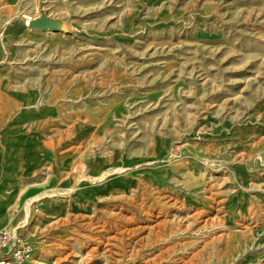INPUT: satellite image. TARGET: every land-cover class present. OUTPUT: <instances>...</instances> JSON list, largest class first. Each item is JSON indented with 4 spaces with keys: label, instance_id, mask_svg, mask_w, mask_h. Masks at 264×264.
<instances>
[{
    "label": "rangeland",
    "instance_id": "obj_1",
    "mask_svg": "<svg viewBox=\"0 0 264 264\" xmlns=\"http://www.w3.org/2000/svg\"><path fill=\"white\" fill-rule=\"evenodd\" d=\"M13 141L28 264H264V0H0Z\"/></svg>",
    "mask_w": 264,
    "mask_h": 264
},
{
    "label": "built area",
    "instance_id": "obj_2",
    "mask_svg": "<svg viewBox=\"0 0 264 264\" xmlns=\"http://www.w3.org/2000/svg\"><path fill=\"white\" fill-rule=\"evenodd\" d=\"M35 249V242L22 227L0 229V264H27Z\"/></svg>",
    "mask_w": 264,
    "mask_h": 264
},
{
    "label": "crops",
    "instance_id": "obj_3",
    "mask_svg": "<svg viewBox=\"0 0 264 264\" xmlns=\"http://www.w3.org/2000/svg\"><path fill=\"white\" fill-rule=\"evenodd\" d=\"M18 141L8 143V146L3 150H0V212L7 211L8 215L11 216L12 199H10L5 193V181L9 180L10 177L16 175H23L27 170V156L22 149V143L17 144ZM15 215V214H14ZM12 215L11 218L14 216ZM24 226V225H22ZM6 227L1 225L0 229ZM21 227V226H18ZM17 227V228H18ZM26 228V226H24ZM27 229V228H26ZM30 263V262H29ZM28 264V263H27Z\"/></svg>",
    "mask_w": 264,
    "mask_h": 264
},
{
    "label": "water",
    "instance_id": "obj_4",
    "mask_svg": "<svg viewBox=\"0 0 264 264\" xmlns=\"http://www.w3.org/2000/svg\"><path fill=\"white\" fill-rule=\"evenodd\" d=\"M28 26L34 29L58 31L62 29V21L57 18H52L46 14H41L38 17L30 19Z\"/></svg>",
    "mask_w": 264,
    "mask_h": 264
},
{
    "label": "bare ground",
    "instance_id": "obj_5",
    "mask_svg": "<svg viewBox=\"0 0 264 264\" xmlns=\"http://www.w3.org/2000/svg\"><path fill=\"white\" fill-rule=\"evenodd\" d=\"M4 214V212H0V216H2ZM11 227V226H10ZM12 228H14V227H12ZM15 228H17V227H15ZM35 251V250H34Z\"/></svg>",
    "mask_w": 264,
    "mask_h": 264
}]
</instances>
